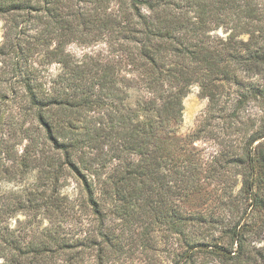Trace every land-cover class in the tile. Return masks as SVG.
I'll list each match as a JSON object with an SVG mask.
<instances>
[{"label":"trees","instance_id":"trees-1","mask_svg":"<svg viewBox=\"0 0 264 264\" xmlns=\"http://www.w3.org/2000/svg\"><path fill=\"white\" fill-rule=\"evenodd\" d=\"M0 17V264H156L162 244L163 264H264V0H0ZM192 86L207 103L182 134ZM11 133L32 190L3 187L24 170Z\"/></svg>","mask_w":264,"mask_h":264},{"label":"rangeland","instance_id":"rangeland-1","mask_svg":"<svg viewBox=\"0 0 264 264\" xmlns=\"http://www.w3.org/2000/svg\"><path fill=\"white\" fill-rule=\"evenodd\" d=\"M3 25V19L0 17V44L3 40ZM67 51L72 56H74V58H78L81 61L87 58V55H93L101 58L106 54V46L103 42L90 44L88 46H84L80 43L75 42L67 46ZM49 69L53 75H56L60 71V65L52 64L49 66ZM206 103L207 100L199 95L197 86H192L183 99L182 120L179 127L180 133L185 134L195 128L197 118L204 110ZM7 138V144L9 147L8 156L11 157L15 161V163H22V167L25 170L23 165L27 164V162L29 161V159L27 158L28 154L23 152L25 141L22 142L19 139L17 133H11V136ZM199 145L203 146L204 144L200 143ZM204 147H206L204 153L208 155L212 151V149L208 146ZM3 155L4 154H2L1 156ZM24 170L23 172L17 174L16 177L11 181L4 182L3 187L6 189H13L17 191H28L34 189V184L36 183L42 185V182L37 180L38 167L33 166V164H29L28 168L25 171ZM40 188H42V186ZM59 188L62 193H68L71 196H76V194L80 193V188L77 184L76 179H74V177L71 176L68 172L61 176ZM164 245L162 244L158 246V256L156 264H163L167 261ZM141 258H143V256L135 253L133 256H130V258L127 259L126 263L143 264V259Z\"/></svg>","mask_w":264,"mask_h":264}]
</instances>
